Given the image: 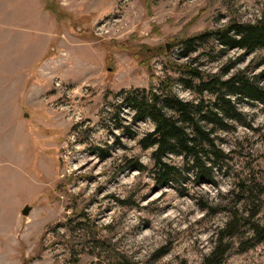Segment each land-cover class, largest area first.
<instances>
[{
    "label": "rangeland",
    "instance_id": "obj_1",
    "mask_svg": "<svg viewBox=\"0 0 264 264\" xmlns=\"http://www.w3.org/2000/svg\"><path fill=\"white\" fill-rule=\"evenodd\" d=\"M263 12L264 0H0V264H264V241L235 217L264 227V103L231 95L241 119L217 129L215 182L185 172L170 186L139 143L154 122L123 103L159 77L199 99L168 53L223 78L246 70L264 89V49L177 45ZM220 237L224 257L209 259Z\"/></svg>",
    "mask_w": 264,
    "mask_h": 264
},
{
    "label": "trees",
    "instance_id": "obj_2",
    "mask_svg": "<svg viewBox=\"0 0 264 264\" xmlns=\"http://www.w3.org/2000/svg\"><path fill=\"white\" fill-rule=\"evenodd\" d=\"M216 42L219 55H227L232 49H241L252 53L264 49V12L255 21L231 20L227 25L215 30H206L191 36L180 38L177 45L189 56L202 47ZM166 67L180 74L177 82L190 89L198 96L197 101L182 99L174 89L176 80L158 78V83L151 82L149 89H134L124 97L125 106L134 110L133 121L150 118L154 131L142 138L139 143L144 149L155 147L153 151V177L159 185L170 186V182L183 173L190 172L195 182H215V171L221 170L226 154L217 141V129L229 128L225 119L240 120L231 95L240 101H258L264 103V89L255 79L246 74V70L234 73L228 78L203 70L191 62H176L171 53L166 55ZM230 67H226V74ZM205 93L213 95L214 101L206 102ZM220 127V128H218ZM169 154L181 156L184 167L169 164L165 158ZM140 170L143 165L138 166ZM78 225L88 224L85 213L74 216ZM236 220L251 226L254 240L264 241V227L258 226L245 217L235 216ZM224 237L214 248L209 259L222 261L225 249L222 248ZM207 261H210V260ZM214 260L212 264H216Z\"/></svg>",
    "mask_w": 264,
    "mask_h": 264
},
{
    "label": "water",
    "instance_id": "obj_3",
    "mask_svg": "<svg viewBox=\"0 0 264 264\" xmlns=\"http://www.w3.org/2000/svg\"><path fill=\"white\" fill-rule=\"evenodd\" d=\"M170 45H167V50L169 51ZM31 211V207L27 206L24 210H23V214L28 215Z\"/></svg>",
    "mask_w": 264,
    "mask_h": 264
}]
</instances>
